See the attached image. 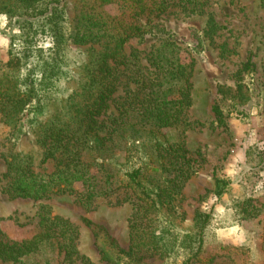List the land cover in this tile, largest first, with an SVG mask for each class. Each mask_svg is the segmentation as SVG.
Instances as JSON below:
<instances>
[{
	"label": "rangeland",
	"instance_id": "rangeland-1",
	"mask_svg": "<svg viewBox=\"0 0 264 264\" xmlns=\"http://www.w3.org/2000/svg\"><path fill=\"white\" fill-rule=\"evenodd\" d=\"M202 1L203 14L171 9L155 19L158 30L125 43L129 69L121 80L128 88L136 64L149 68L151 53L167 41L175 42L181 61H193L190 101L176 123L157 131L158 139L145 131L134 145L129 142V152L116 149L115 158L105 162L116 175L111 184L98 176L97 186L104 192L91 202L75 191L43 200L4 192L9 183L6 158L11 152L32 154L35 170L41 172H52L55 162H42L43 149L30 112L24 111L16 127L6 124L0 113V227L6 236L23 240L39 232L36 213L47 204L53 215L77 226L76 247L92 264H264V6L262 0ZM102 8L112 15L122 13L116 3ZM67 16L71 33L76 21L73 2L68 3ZM210 16L217 23L212 34L206 32ZM20 32L14 21L0 15V79L14 43L24 44ZM66 39L71 75L57 87L40 119L64 106L80 89L86 81L85 63L101 50L99 44ZM34 42L49 46L40 28ZM122 84L118 98L127 95ZM139 165L146 170L147 185H168L172 197L161 210L134 218L135 195L120 184L125 172ZM74 185L78 192L84 191L80 181ZM205 214L209 218L200 234ZM133 219L140 224L132 230ZM132 245L141 246L136 259L122 252ZM56 250L46 248L43 256L31 261L52 259Z\"/></svg>",
	"mask_w": 264,
	"mask_h": 264
},
{
	"label": "trees",
	"instance_id": "trees-1",
	"mask_svg": "<svg viewBox=\"0 0 264 264\" xmlns=\"http://www.w3.org/2000/svg\"><path fill=\"white\" fill-rule=\"evenodd\" d=\"M69 2H73L76 10L71 33L67 16ZM112 3L122 9L120 15L103 10V6ZM204 5L202 0H0V15L19 26V36L24 42L14 43L10 49L4 76L0 79V113L6 124L16 127L24 111L30 112L32 120L35 119L36 140L43 149L42 162H55L52 172H41L35 170L32 154L11 152L6 158L5 176L9 183L4 192L13 197L43 200L52 194L75 191L87 203L103 194V187L97 186L98 176L107 184L112 183L116 174L105 162L115 158L116 149L126 148L129 152V146L139 141L145 131L157 138V131L176 123L190 101L193 61H181L175 42L167 41L156 53L152 52L148 57L149 68L139 63L135 69L130 67L135 75L128 88L121 80L124 71L129 69L125 43L158 30L155 19L171 9L197 15L205 12ZM39 28L48 38L47 48L38 47L34 42ZM216 28L217 23L210 16L206 32L212 34ZM68 36L77 43L99 44L101 50L85 63L86 81L80 89L69 96L64 106L56 107L48 117L40 119L41 113L50 107L57 87L71 75L66 55ZM223 50H227L225 45ZM121 84L127 95L118 98ZM112 102L116 104V111L111 109ZM216 115H220L218 109ZM159 145L157 141L158 152L162 149ZM145 172L142 165L133 167L125 172L120 184L135 195L134 218L161 210L172 197L168 185H147ZM78 181L84 191L76 190L74 183ZM218 188L220 195L223 190L221 186ZM36 216L40 231L27 239H11L0 227V263L75 264L80 261L92 264L78 252L76 225L63 216L53 215L47 204L40 206ZM203 217L200 234L209 214ZM139 224L134 220L132 230ZM45 242L51 245H44ZM136 247L132 245L122 252L129 259H136L141 246ZM46 248H57L56 256L33 263L31 260L43 256ZM102 254L107 258L105 251ZM60 256L61 261H57Z\"/></svg>",
	"mask_w": 264,
	"mask_h": 264
}]
</instances>
